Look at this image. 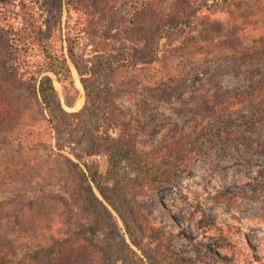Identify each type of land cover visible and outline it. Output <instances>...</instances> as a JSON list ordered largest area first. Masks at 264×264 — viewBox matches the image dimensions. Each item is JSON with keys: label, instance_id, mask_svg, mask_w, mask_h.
<instances>
[{"label": "rangeland", "instance_id": "374dc122", "mask_svg": "<svg viewBox=\"0 0 264 264\" xmlns=\"http://www.w3.org/2000/svg\"><path fill=\"white\" fill-rule=\"evenodd\" d=\"M19 1L0 0L15 7L7 25ZM131 3L77 0L69 12L84 76L69 63L70 100L53 81L62 113L104 95L75 133L13 76L0 23V264H264V0L196 13L198 0ZM66 18L63 6L62 28Z\"/></svg>", "mask_w": 264, "mask_h": 264}, {"label": "trees", "instance_id": "16d2710c", "mask_svg": "<svg viewBox=\"0 0 264 264\" xmlns=\"http://www.w3.org/2000/svg\"><path fill=\"white\" fill-rule=\"evenodd\" d=\"M131 3L133 0H121ZM229 0H198L200 4L195 10L205 8L210 11L215 5L226 3ZM77 0H28L18 2L21 7L18 9L19 21L17 25H7L10 14L16 15L14 4L0 3V23L8 33V46L12 50V59L9 63V70L13 76L28 86V90L41 102L43 108L51 112L56 110L62 113L60 100L57 96L53 81H56L66 100L74 99L78 91L74 85L69 63L73 65L80 76L83 60L75 55V49L80 44V36L74 29L75 25L70 23L69 12L76 6ZM66 9L67 18L64 27L61 26L62 8ZM11 7V8H10ZM121 8V7H119ZM125 9V8H123ZM65 44L66 53L64 54ZM102 42L90 43L93 52H104ZM103 64L110 65L112 62L103 56ZM90 94V93H89ZM86 95L84 106L77 113H62L65 119H72L68 123L67 131L70 133L79 132L81 125L92 123L96 118L97 108L102 102L104 95L91 92ZM0 110V117H2ZM4 115V111L2 113ZM131 120L130 123H132ZM129 123V124H130ZM197 158L191 152V159ZM189 159H181L176 163L161 166V172L167 171L166 176L156 175L140 185H137L139 195H150L164 181L171 177L180 176L186 172V164ZM78 173L83 177L81 169L74 165ZM113 207V206H112ZM138 226L144 236H161V227L156 226L148 219H140Z\"/></svg>", "mask_w": 264, "mask_h": 264}]
</instances>
